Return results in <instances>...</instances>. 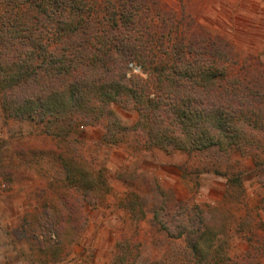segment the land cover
<instances>
[{
	"label": "trees",
	"instance_id": "16d2710c",
	"mask_svg": "<svg viewBox=\"0 0 264 264\" xmlns=\"http://www.w3.org/2000/svg\"><path fill=\"white\" fill-rule=\"evenodd\" d=\"M5 6L3 110L10 119L45 126L74 157L66 178L41 189L40 207L24 220L22 234L39 254L68 257L87 226L88 161L80 140L70 137L78 127H115L113 105L139 113L146 146L264 152V65L255 60L261 72L230 73L239 51L203 26L191 31L193 23L183 24L162 0H8ZM131 65L148 80L131 74ZM195 209L181 204L171 219H156L165 230L173 226L177 232L167 233L179 239L199 233L203 218ZM127 247L120 243L117 264H131Z\"/></svg>",
	"mask_w": 264,
	"mask_h": 264
},
{
	"label": "rangeland",
	"instance_id": "374dc122",
	"mask_svg": "<svg viewBox=\"0 0 264 264\" xmlns=\"http://www.w3.org/2000/svg\"><path fill=\"white\" fill-rule=\"evenodd\" d=\"M162 1L183 24L193 23L191 31L203 26L239 51L230 73L262 71L255 63L264 65V0ZM7 2L0 0V12ZM131 67L148 80L139 65ZM112 108L115 127H78L70 137L80 140L88 161L87 226L68 257L63 251L43 256L23 236L24 220L40 207L41 189L66 178L74 157L45 126L8 118L0 96V264H117L121 242L131 264H264V152L216 147L190 154L146 146L139 113ZM181 204L198 208L203 225L178 239L156 216L171 219Z\"/></svg>",
	"mask_w": 264,
	"mask_h": 264
}]
</instances>
